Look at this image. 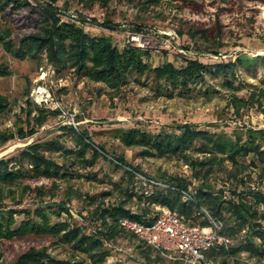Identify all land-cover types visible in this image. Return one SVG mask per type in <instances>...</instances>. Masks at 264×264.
Returning a JSON list of instances; mask_svg holds the SVG:
<instances>
[{
    "label": "trees",
    "instance_id": "16d2710c",
    "mask_svg": "<svg viewBox=\"0 0 264 264\" xmlns=\"http://www.w3.org/2000/svg\"><path fill=\"white\" fill-rule=\"evenodd\" d=\"M59 1L0 0V20L4 24L0 25V46L4 52L15 60H34L39 66L46 57L58 76L72 73L78 79L102 83L113 98L119 96L123 88L136 82L154 92L157 98H190L202 87L204 96L212 100L219 91L210 82L219 81L230 92L227 109L236 119H242L251 110L264 116V78L252 75L251 78L257 82L248 83L242 77L244 71L253 74L257 66L264 67V56L248 61L238 56L236 61L211 64L184 57L178 64L163 62L153 65L147 60L150 58L148 51L134 46L119 48L108 37L87 30L85 24L80 26L63 20ZM80 1L108 6L112 0ZM128 1H137L146 10L169 4L178 5L182 10L201 12L199 10L205 6V3H197L196 0ZM218 1L229 4L233 0ZM212 22V25L203 23L191 27L188 35L197 50L218 54L227 46L224 39L227 31L220 14L215 15ZM10 23H15L22 32L29 30L32 33L16 37L8 26ZM14 75L11 65L0 62V78ZM245 90L246 95L240 96L239 93ZM30 92L27 87L26 107L22 108L25 118H18L15 129L0 128V145L16 138H32L56 115L31 101L28 98ZM102 92L104 89L99 90L100 94ZM11 111L10 98L0 91V125L1 119ZM175 128L176 132L165 129L151 133L141 127L128 131L117 128L107 132L127 149L138 148L141 158L176 159L191 169V180L172 177L167 189L155 186L148 197L143 194L144 185L138 187L135 180V173L143 172L141 167L131 166L124 156L108 154L104 147L93 141L87 130H76L73 126L62 127V134L57 139L35 142L16 155L1 159L0 244L9 242L12 245V242L34 234L52 237L54 245L69 246L72 250L71 258L65 261L52 255L49 247H31L12 264H86V259L76 260L78 255H84L91 264H132L117 258L111 261L118 255L106 242L118 238L133 243L134 251L140 254L145 264H166L160 254L121 225L124 218L150 224L147 216L153 204H162L177 211L189 225H210L203 208L213 219L221 222L222 233L234 237L236 244L228 252H209L210 259L222 264H241L237 257L242 253H248L256 260L262 259L264 191L253 189L248 184L259 181L253 170L264 171V129L236 128L229 134L224 130L201 129L190 123ZM68 141L72 145L68 146ZM49 154H58L63 161L59 162ZM100 158L111 162L114 173H122L120 180L113 181L109 174L99 177L92 170L83 175L72 167L76 165L84 170L94 168ZM218 171L225 173L232 188L230 192L216 189L211 184V178ZM83 177L98 184H110L112 188L100 195H87L84 199L83 194L72 185L67 203L51 204L44 200L51 193L56 195L57 181L72 184L73 180ZM42 179L53 181L50 191L45 186L33 188L29 184V180ZM148 179L156 180L152 177ZM190 187L195 188L196 193L192 200L185 202L183 191ZM32 192H36L39 198L35 207H22L26 196ZM8 199L10 204L7 205L5 202ZM112 199L115 203H110ZM136 201L139 211L129 208L130 203ZM75 203L78 213L85 216L84 223L78 222L72 215L68 205L72 207ZM0 257H3L2 253Z\"/></svg>",
    "mask_w": 264,
    "mask_h": 264
},
{
    "label": "rangeland",
    "instance_id": "374dc122",
    "mask_svg": "<svg viewBox=\"0 0 264 264\" xmlns=\"http://www.w3.org/2000/svg\"><path fill=\"white\" fill-rule=\"evenodd\" d=\"M196 1L205 3L204 8L199 10L201 12L182 10L178 5L169 4L146 10L143 9L141 3L128 0H112L108 6L97 2L91 3V1L60 0L58 5L64 13L62 14L63 20L80 26L85 24L87 30L108 37L119 48L134 46V48L146 50L150 53V58L147 60L153 65H160L163 62L178 64L184 57L211 64L218 61H236L238 56H241L244 61L264 56V0H233L229 4H223L218 0ZM217 14L221 15V22L224 30L227 31L224 38L227 46L218 54L197 50L195 42L188 35L190 28L203 23L212 25L213 18ZM0 25H4L1 20ZM8 26L12 28L16 37L32 33L29 30L20 31L15 23H10ZM128 40L131 42L129 43ZM0 62L11 65L15 70L13 77L0 78V91L10 98L12 108V111L1 119L0 128L2 130L15 129L18 118H25L22 108L26 107L25 90L27 87L31 89L28 98L34 103L37 104L36 100H40L41 94L38 91L41 88L50 91L52 98L61 106L60 109L54 110L51 106L39 105L50 109L56 115L50 118L49 122L32 138H16L0 145V160L16 155L35 142L57 139L62 134V127L71 126L68 123L69 119L64 115L65 112L76 114L79 129L87 130L93 141L104 147L108 154L124 156L131 166L141 167L143 170L141 173L147 179L152 177L167 184L170 183L172 177L191 180V169L186 168L180 160L176 159L141 158L138 148L127 149L107 132L117 128L128 131L134 127H141L151 133H158L165 129L176 132L175 127L189 123L201 129L224 130L229 134H232L236 128L264 129V116L256 110L247 112L242 119L234 117L227 109V97L230 92L225 90L219 81L210 82L216 85L219 91L212 100L204 96L202 87L193 92L190 98H157L154 92L136 82L123 88L119 96L113 98L102 83L78 79L72 73L58 76L54 66L48 62L46 57L39 66L34 60H15L0 46ZM252 75L264 78V67L257 66L253 69V74L244 71L242 77L248 83H256L257 80L252 79ZM100 89H104L101 94ZM246 93L245 90L239 95L244 96ZM70 145L72 144L68 141V146ZM49 156L56 158L59 162L63 161L58 154H49ZM68 166H71L70 162ZM72 167L83 175H88L91 170L98 173L99 177L109 174L113 181L120 180L122 176V173H114L111 162L104 158H100L94 168L87 170L76 165ZM216 174L211 178V184L216 189H226L230 192L232 188L227 183L225 173L218 171ZM253 174L259 178V181L250 182L248 186L264 191V171L255 169ZM57 183L59 186L55 191L56 195L49 194L44 199L46 202L67 203L69 187L72 185L74 189L83 194V198L87 195H100L112 188L110 184H98L84 177L73 180L72 184L63 181H57ZM29 184L33 188L45 186L50 191L53 181L49 179L29 180ZM141 184L138 182L137 186ZM38 199L36 192L29 193L22 207H35ZM112 202L115 203L114 199L110 200V203ZM5 203L10 204V200H6ZM68 206L74 218L84 223L85 216L80 215L76 210L77 203L72 207ZM137 206L136 201L130 203L129 208L139 211ZM106 243L109 248L114 249L115 247L117 259L120 258L132 264L146 263L140 254L134 251V244L129 240L118 238ZM31 247L37 249L49 247L52 255L65 261L70 259L72 254L69 246L54 245L52 237L30 234L25 239L12 242V245L9 242L0 244V253L3 256L0 257V264H12L21 253ZM247 255L248 258L253 259L248 253ZM241 256L237 257L240 262ZM82 259H86V264H91L84 255L76 257L77 261ZM254 260L257 264H264V257ZM220 263L222 264L221 261Z\"/></svg>",
    "mask_w": 264,
    "mask_h": 264
},
{
    "label": "built area",
    "instance_id": "2783aa9c",
    "mask_svg": "<svg viewBox=\"0 0 264 264\" xmlns=\"http://www.w3.org/2000/svg\"><path fill=\"white\" fill-rule=\"evenodd\" d=\"M128 42L131 41L128 40ZM38 93L41 94L40 100H36L38 105L51 106L54 110L61 108L59 103L52 98L50 91L40 88ZM64 115L69 119L68 123L79 130L76 114L64 112ZM185 167L189 168L188 166ZM135 180L137 183L141 182L144 185L145 189L142 191L146 197L152 194V188L155 186L165 189L169 187L168 184L149 180L143 174L137 172L135 173ZM195 193L196 190L193 187L183 191V201L192 200ZM202 210L210 222L209 226L189 225L177 211L162 204L152 205L151 213L147 216L150 224L124 218L121 220V225L139 241L144 242L157 254H160L167 264H220L219 261L209 258V252L220 250L228 252L235 246L236 240L232 236L223 234V224L213 219L206 209L203 208ZM240 255H242V264H257L254 259L248 258L247 253ZM116 258L118 257H115V259L112 257V260H117ZM136 258L138 259V257ZM118 260L125 262L120 258ZM142 260L144 261V259Z\"/></svg>",
    "mask_w": 264,
    "mask_h": 264
}]
</instances>
